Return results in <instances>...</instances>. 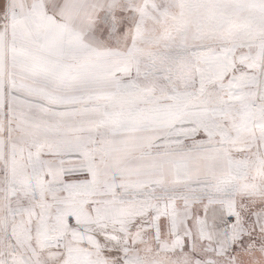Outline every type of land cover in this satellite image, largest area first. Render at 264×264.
Here are the masks:
<instances>
[{
	"label": "snow or ice",
	"instance_id": "snow-or-ice-1",
	"mask_svg": "<svg viewBox=\"0 0 264 264\" xmlns=\"http://www.w3.org/2000/svg\"><path fill=\"white\" fill-rule=\"evenodd\" d=\"M0 264H264V0H0Z\"/></svg>",
	"mask_w": 264,
	"mask_h": 264
}]
</instances>
